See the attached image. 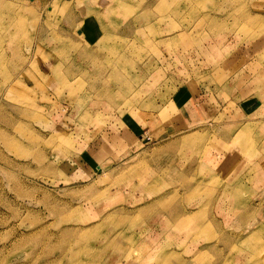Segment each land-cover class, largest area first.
<instances>
[{
	"label": "rangeland",
	"instance_id": "rangeland-1",
	"mask_svg": "<svg viewBox=\"0 0 264 264\" xmlns=\"http://www.w3.org/2000/svg\"><path fill=\"white\" fill-rule=\"evenodd\" d=\"M84 1L0 0V264H264L260 128L172 102L263 94L264 0Z\"/></svg>",
	"mask_w": 264,
	"mask_h": 264
},
{
	"label": "crops",
	"instance_id": "crops-1",
	"mask_svg": "<svg viewBox=\"0 0 264 264\" xmlns=\"http://www.w3.org/2000/svg\"><path fill=\"white\" fill-rule=\"evenodd\" d=\"M74 1L76 2V5L83 3L82 0ZM86 1L88 0L84 1L82 8L89 12L87 13L86 17H89L88 19L91 21L94 20V24L96 26L95 28L97 30L93 34L102 37L104 30L101 28V26H99L98 19L100 15L107 12L106 6L111 2V0H96L94 3H89L87 9L84 6ZM98 8L101 10L97 11ZM111 17H113V15H111ZM234 87L235 86L233 84H227V86L220 87L208 86L207 88L205 86L203 88L199 87V89L191 86L190 84L189 86L184 87L183 90L178 92L174 99H172V102L174 100L178 102V110L181 114V117L178 118L175 124L178 127L180 126L179 128L187 129L188 127H198L202 124H213L217 122L218 119L223 120L221 123L222 125H225L226 129H233V136L230 137V135H227L230 140L236 136L238 131L245 132L249 130L246 127L247 125L249 128L254 126L260 128V140L257 142V149L260 150L256 153H251L254 160H252L251 163L249 161L247 166H236L234 170L235 172L244 174L243 176H245L250 171L255 172L254 176L251 175L249 189H252V191L259 195V199H257L255 202L261 204L264 203V89L263 94L260 96L251 94L248 97L240 98L238 95L240 92H237L235 95L236 91ZM230 103L232 108L229 109H231L235 114L233 118L230 117L231 114L228 115L226 113L228 110L227 107ZM250 113L253 114V116H249ZM243 115L244 117H242ZM138 125L140 124L138 123ZM140 126L138 128L141 129L142 125ZM120 130H122L124 134H130L131 137H136V131L138 132L137 127L130 128L129 125L121 127ZM229 132L231 131L229 130L227 133ZM243 132H241V135ZM236 155H239V153ZM92 158L95 162L97 161L94 159V157ZM244 161H247V159H244L242 162ZM230 169L231 166L224 167V171L221 172V179H224V176H227L230 172H232ZM238 179L239 178H237L236 181ZM228 182L229 181H226L227 184ZM234 187L237 191L240 189V186L238 185H234Z\"/></svg>",
	"mask_w": 264,
	"mask_h": 264
},
{
	"label": "bare ground",
	"instance_id": "bare-ground-1",
	"mask_svg": "<svg viewBox=\"0 0 264 264\" xmlns=\"http://www.w3.org/2000/svg\"><path fill=\"white\" fill-rule=\"evenodd\" d=\"M148 15H149V13H147ZM145 16V15H144ZM151 16V15H150ZM139 17V16H138ZM149 17V16H148ZM102 28V27H101ZM130 31V30H129ZM74 74V73H73ZM74 76H75V74H74ZM65 80V79H64Z\"/></svg>",
	"mask_w": 264,
	"mask_h": 264
}]
</instances>
